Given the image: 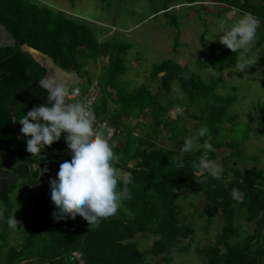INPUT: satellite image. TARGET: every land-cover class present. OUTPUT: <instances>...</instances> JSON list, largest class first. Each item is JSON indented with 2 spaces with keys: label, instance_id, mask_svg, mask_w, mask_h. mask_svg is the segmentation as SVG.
Wrapping results in <instances>:
<instances>
[{
  "label": "trees",
  "instance_id": "obj_1",
  "mask_svg": "<svg viewBox=\"0 0 264 264\" xmlns=\"http://www.w3.org/2000/svg\"><path fill=\"white\" fill-rule=\"evenodd\" d=\"M75 1L72 0V3ZM185 1L189 6L226 4L230 9L236 8L243 14H253L264 29V0ZM167 10L169 8L162 11L168 14ZM172 26L179 27L177 19L173 20ZM2 28L9 34L7 44L2 42ZM131 49L132 45L120 43L116 38L112 42L102 43L90 26L37 0H0V159L12 164L23 160L36 164L38 156L33 157L26 151L27 137L21 139L18 136L14 123L16 121L21 129L19 119L23 115L48 103V93L39 87L38 81L49 75L46 67L49 65L40 56L51 60L65 73H75L81 78L82 75H88L90 85L92 80L89 72L84 69L85 65L88 61L97 63L101 58L108 59L109 65L103 69L98 84L118 107L111 113L108 100H104L100 106H95L94 114L97 117L107 116L120 133L123 128L121 120L145 116L149 108L157 105L159 97L153 95L148 86L130 92L127 84L120 83V79L128 73L125 63ZM208 53V63L198 61L199 68L218 72L236 69L241 57L239 53L219 45H212ZM158 78L164 89L179 82L192 105H195L197 99L205 101L208 119L213 123L229 124L228 112L236 103V97L218 94L217 80L206 83L187 67L172 60L154 66L152 79L155 81ZM114 92L117 100H114ZM162 110L161 116L155 117L156 125L158 122L164 124L167 129L173 130L177 138V124H171L166 109ZM155 130L158 131L157 128ZM220 134L223 135L219 127H214L205 137L200 138L202 150L196 155H188L183 165L177 156L179 154L171 152L167 155L155 144L149 146L151 152L143 154L138 151L134 153L130 147L115 153L120 157L114 164L116 168H126L136 154L142 156V161L140 168L133 171V183L129 185L131 199L122 203L116 215L102 219L94 227L78 214L74 218L54 219L55 205L51 200L50 184L42 189L41 194H35L30 189L32 182L29 167L22 165L14 169L13 172L19 176L17 184L21 181L27 183L30 202L35 206V216L29 221L33 235L21 244H9L10 228L6 221L13 216L14 206L9 197H0V201L5 204L0 219V254L6 251L2 257L3 264H63L60 259L73 251H81L86 264H147L150 256H166L170 263L174 254L188 253L195 236L194 226L188 223L189 218L181 219L183 212L178 199L184 193L201 195L205 198L206 208L211 209L210 215L215 216L221 212L224 222L216 240L196 250L205 264H264V169H241L240 162L232 166L242 148L234 140H228V135L222 139ZM175 143L181 145L179 141ZM205 143L211 144L216 150H231L228 158L232 162L224 167L219 179L209 178L206 182L196 183V180L201 179V176L195 174V166L201 156L207 154V158L215 162L217 160L216 154L204 147ZM68 150L62 136L58 142L46 146L39 155L51 151L64 154ZM250 159L246 158L247 161ZM62 162L52 161L56 173ZM38 177L39 172H36L35 178ZM147 186L151 187L150 190L144 191ZM233 188L244 193L241 200L231 198ZM239 218L247 225H255L252 233L246 231L245 236L242 235L244 225L237 224ZM139 234L157 237L152 248L146 252H142L135 241Z\"/></svg>",
  "mask_w": 264,
  "mask_h": 264
},
{
  "label": "rangeland",
  "instance_id": "obj_2",
  "mask_svg": "<svg viewBox=\"0 0 264 264\" xmlns=\"http://www.w3.org/2000/svg\"><path fill=\"white\" fill-rule=\"evenodd\" d=\"M37 1L56 10H61L79 23L90 26L102 43L112 42L116 38L120 43L132 45L125 63L128 73L120 79V83L127 84L128 91L133 92L142 86H148L160 100L168 101L167 99H170V102H176V106L190 107V117L183 118L184 123L180 119V122L171 121V124L176 123L178 130L186 131V135L190 132L186 128V124L192 117L196 123L191 130L194 135L202 127H206L208 133L214 127H219L223 133V135L220 134L223 136L222 139L228 135V140H234L242 148L240 153L235 151L239 155L233 161L232 166L240 162L241 169L257 171L264 169V29L260 27L257 30V36L250 52L238 60V63L242 60L246 62L245 71L241 72L236 68L218 72L201 69L198 65V61L208 63L210 56L208 51L212 45L226 48L219 43V36L223 33L217 35L216 33L221 22L228 26L234 24L243 15L240 10L230 9L226 4L207 3L205 6H189L185 0H105V2L76 0L74 4L72 0ZM167 8H169L168 14H165V11L162 10ZM174 16L179 23L178 28L172 26L173 20H175ZM167 60L176 63L183 62L193 74L200 76L206 83L217 80L218 94L236 97V103L228 112L229 124H226L227 122L213 123L208 119L205 101L197 99L194 101L195 105H192L179 82H174L170 88L163 89L160 78L155 81L152 79L154 66ZM101 61L98 63L88 61L92 64L87 63L85 69H88L96 77L100 72H103V67L109 65L108 59ZM46 67L49 69V75L55 74L65 83L69 94L77 85L82 90L88 88L85 75H82L83 78H81L76 74L78 79L72 80L70 76H67L71 73L61 71L51 61L50 65ZM83 80L85 81L82 82ZM77 82L82 83L79 85ZM74 102L77 101H70V103ZM112 109L114 108L112 107ZM111 111L113 112V110ZM187 114L188 112H185L182 117H186ZM201 146L203 145L201 144ZM244 147L245 152H243ZM246 158L251 159L247 161ZM221 160L223 159L221 158ZM231 162L230 158L225 159L224 165H219L220 173ZM184 194L189 197L187 200H184L183 196L178 199V204L184 215L192 213V210L187 206L190 200L196 204L193 218L188 219L191 221L188 223L194 226L195 236L190 251L186 254H174L171 264H205L195 249L206 246L207 241L214 242L221 232L224 222L220 218L221 212H217L215 216L210 215L211 209L206 208L205 199L201 195ZM8 197L14 206L13 216L15 215L18 222V227L10 228L9 244L12 246L25 242L27 237L33 235L29 221L35 216V206L30 202V192L26 182H19L16 188L8 194ZM4 211L5 204L0 201V219ZM199 213L204 214V217ZM237 224L244 225L242 227L243 236L246 231L252 233L255 227L254 224H245L240 218L237 220ZM207 227H210L208 232H206ZM153 240L154 237L150 242L152 243ZM5 254L6 251L0 254V264H3L2 257Z\"/></svg>",
  "mask_w": 264,
  "mask_h": 264
},
{
  "label": "clouds",
  "instance_id": "obj_3",
  "mask_svg": "<svg viewBox=\"0 0 264 264\" xmlns=\"http://www.w3.org/2000/svg\"><path fill=\"white\" fill-rule=\"evenodd\" d=\"M259 28L260 20L246 12L231 26L221 22L216 35L223 33L219 43L243 57L250 52ZM237 68L245 71L246 62L242 60ZM38 85L48 93V103L33 108L19 119L20 131L27 137L26 151L37 157L46 146L53 145L63 136L71 152V158L60 164L56 178L50 180L51 200L55 205L53 217L62 220L78 214L91 227L97 226L102 219L116 215L122 203L131 199V174L114 166L120 159L114 152L117 145L97 130L91 108L82 102L66 101L69 91L64 82L50 74L40 78ZM78 91L74 89L72 94ZM176 110L183 111L179 107ZM207 134L206 127L198 129L194 136L184 140L179 152H191L194 144ZM204 147L210 149L211 144L205 143ZM195 167V174L201 176L196 183L220 178L219 164L206 155L201 156ZM118 185L122 187L118 188ZM243 197L244 193L239 189L231 190L233 200L239 201ZM6 223L9 228L18 227L15 215Z\"/></svg>",
  "mask_w": 264,
  "mask_h": 264
},
{
  "label": "crops",
  "instance_id": "obj_4",
  "mask_svg": "<svg viewBox=\"0 0 264 264\" xmlns=\"http://www.w3.org/2000/svg\"><path fill=\"white\" fill-rule=\"evenodd\" d=\"M40 58H42V61L45 64L50 65V61L51 60H49L46 57H44L45 58L44 59L41 56H40ZM101 60H103V59L102 58L99 59L98 62H100ZM88 63L90 64L91 62H88ZM178 64L181 65L182 67H187L181 61H179ZM103 68H105V67H103ZM85 70L89 72L88 69H85ZM100 73L98 75H100ZM89 75H90V79L92 80L91 81L92 83H96V82L98 83L102 73H101L100 76L97 75L96 77H94L90 72H89ZM67 76H70L72 78V80H74L75 78L78 79L76 74H70V75H67ZM96 80H98V81H96ZM84 81L85 80H83L82 82H84ZM86 81H88V80H86ZM82 82H77V84L79 83V85H80ZM90 86L91 85L88 84V88L86 90H82L77 85V87H75L74 89H80L83 93H86L88 91V89L90 88ZM113 94H114V100L115 99L117 100V94L115 92ZM155 96H157V95H155ZM104 100H108V103H109L108 108H109V111L111 113H112L111 110L114 111L115 109H117L118 106L116 104H113L111 99L109 98L108 94L107 93H103L102 89H101V97L99 99L98 106H100ZM167 100L168 101H164V100H160V98H159L157 105L155 107L149 108L146 111V115L145 116H141L138 119L131 118L129 120H121L120 122L123 124V128L121 129V133L118 135L119 137H117L113 141V143H115L117 145V147L114 149V152L117 153L119 151V153H120L121 151L125 150L127 147H130L131 151H133L134 153L138 151V152H140V154H143L144 152H151L152 149L149 146H152V144H155V145H157L158 149L164 150L167 155H169V153H171V152H175V153L179 154L177 156L179 157V161H180L181 165H183L185 163V158L188 155H190V154L191 155H196L198 152H200L202 150V148H203V146H201L200 143L194 144L193 150L191 152L184 153V154L179 152L180 148L182 147V145L184 143V140L186 138L194 136V133H192V131H191L196 125V123L194 122L195 120L193 121L194 117H192V119L186 124V128L188 130H190V132L186 135L185 134L186 131H177V133H176L177 138L174 137V133L172 132L173 130L172 129L171 130L167 129L164 124H160V122H158V124L156 125L155 117L158 116V115L161 116V112L163 111L162 108L166 109L167 116H168V119H169L170 122L171 121L180 122V119H181L182 123H184L185 121L183 120V118L190 117V114H191L190 107L188 108L187 106H180V105L176 106V102L175 101L174 102H170V99H167ZM66 101L68 103H70V101H68L67 99H66ZM112 107L114 109H112ZM177 107L182 108L183 111L182 112H177V110H176ZM156 112H158L159 114H157ZM185 112H188V114L186 115V117H182ZM95 118L98 121H102L103 119H105L106 121L109 120V118L107 116L97 117L96 114H95ZM112 123L114 124V122H112ZM181 127H182V124H181ZM155 128H157L158 131H156ZM181 129H183V128H181ZM181 132H183V133H181ZM175 138L177 139V141H179L181 143L180 146L176 145L175 142H177V141H176ZM210 140H211V138L209 139V141ZM142 143H143V145H142ZM206 149L209 152L216 154V158H217L216 161L221 166L224 165L225 159H227L230 156V154L232 153V151L229 150V149L216 150L213 147H211L210 149H208V148H206ZM181 157H182V160H181ZM221 158L224 160V161L221 160L223 162L220 161ZM141 161H142V156H140L139 154L137 156V154H136L135 158L129 162V164H128V166L126 168H117V169H122L124 171H127V172H129L131 174V177H133V171L136 170L137 168H140L139 165H140ZM48 171H51V169H48ZM255 171H257V170H255ZM183 198H184V200H187L189 197H186V195H183ZM205 204H206V202H205ZM195 205L196 204L194 202L192 203V201L190 200L187 203V206L192 210V213H187V215H184V213H183L182 214L183 218L181 216V219H184L185 217L193 218V216H194L193 215V210H194V208H196ZM199 214L202 217H204V214H202V213H199ZM196 216H198V214H196ZM220 218H221V216H220ZM188 221L191 222L190 220H188ZM209 228L208 227L206 228V232L209 231ZM152 237H154V240L151 243L150 240H151ZM156 239H157V237L153 236L151 234H139L136 237L135 241L138 242L140 250L142 252H146L147 250L152 248L153 243H154V241ZM210 242L211 241H207V243H210ZM200 248H202V247H200ZM195 250H197V248ZM196 253H197V251H196ZM172 262H173V260H172ZM172 262L168 263L166 256H158V257L150 256L147 259V264H171Z\"/></svg>",
  "mask_w": 264,
  "mask_h": 264
},
{
  "label": "water",
  "instance_id": "obj_5",
  "mask_svg": "<svg viewBox=\"0 0 264 264\" xmlns=\"http://www.w3.org/2000/svg\"><path fill=\"white\" fill-rule=\"evenodd\" d=\"M6 35H9L4 28H2ZM11 43V42H10ZM13 43V42H12ZM37 54L35 55V57ZM37 58V57H36ZM45 59V58H44ZM17 134L21 139L26 137L21 133L17 122L14 123ZM71 158V152L68 150L66 153L61 154L58 151H51L47 154H41L36 160V164H30L28 161L23 160L18 163L12 164L0 159V197H8V194L16 188L19 176L13 172L14 169L22 165H26L30 169V179L32 182L31 190L35 194H41L42 189L50 184V180L56 178V166L51 161H65ZM43 160H46L43 162ZM48 169H51L48 175ZM39 172V177L35 178V173ZM150 186L145 189L149 190Z\"/></svg>",
  "mask_w": 264,
  "mask_h": 264
},
{
  "label": "built area",
  "instance_id": "obj_6",
  "mask_svg": "<svg viewBox=\"0 0 264 264\" xmlns=\"http://www.w3.org/2000/svg\"><path fill=\"white\" fill-rule=\"evenodd\" d=\"M72 93L67 96V100L82 102L88 105L92 111L98 104L101 97V89L97 82L92 83L86 93H83L80 89L78 93ZM94 124L97 130L102 132L107 137L109 142L114 140V138L120 133V131H118L109 121H106L105 119L98 121L95 118ZM60 260L63 261V264H86L85 256L81 251H73Z\"/></svg>",
  "mask_w": 264,
  "mask_h": 264
},
{
  "label": "flooded vegetation",
  "instance_id": "obj_7",
  "mask_svg": "<svg viewBox=\"0 0 264 264\" xmlns=\"http://www.w3.org/2000/svg\"><path fill=\"white\" fill-rule=\"evenodd\" d=\"M1 37H2V42L6 43V44L9 43V42H8V35H6L2 29H1ZM51 162H52V161H51ZM49 172H50V171H48V172L46 173V175H48Z\"/></svg>",
  "mask_w": 264,
  "mask_h": 264
}]
</instances>
